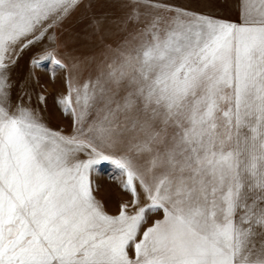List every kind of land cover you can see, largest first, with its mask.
Returning <instances> with one entry per match:
<instances>
[{
	"label": "snow or ice",
	"instance_id": "snow-or-ice-1",
	"mask_svg": "<svg viewBox=\"0 0 264 264\" xmlns=\"http://www.w3.org/2000/svg\"><path fill=\"white\" fill-rule=\"evenodd\" d=\"M82 7L0 0V264H264V0H233L236 21L121 0L123 42L64 62L57 32ZM45 40L26 79L45 61L66 69L69 132L12 78ZM102 162L129 197L115 215L91 179Z\"/></svg>",
	"mask_w": 264,
	"mask_h": 264
},
{
	"label": "rangeland",
	"instance_id": "rangeland-1",
	"mask_svg": "<svg viewBox=\"0 0 264 264\" xmlns=\"http://www.w3.org/2000/svg\"><path fill=\"white\" fill-rule=\"evenodd\" d=\"M87 2L89 0H86ZM170 2L199 12L211 11L222 19L237 20L236 11L232 7L233 0H211L210 8L206 7L208 0H170ZM90 3L91 8L82 7L58 30L59 45L56 47L58 59L67 62V56L71 53L79 57L95 56L99 60L107 46L115 49L125 39L127 33L119 30L115 23L125 11L121 7V0H90ZM93 16L106 18L103 32L95 33L89 27V22ZM46 48L51 50L47 40L30 50H26L19 59L17 66L12 70V78L18 83L23 82L35 93L42 92L47 97V109L44 116L49 126L69 132L71 121L61 115L55 103L56 98L66 90V69L59 68L51 61H45L34 71L35 77L39 79V84L26 79L30 71V60ZM108 55L111 56L112 53H108ZM90 74L93 77L97 74L96 63L82 67L81 82L86 80ZM33 103H35V95H33ZM91 179L96 188L95 195L97 199L103 202L106 211L109 214H118L119 205L129 199L128 195L120 188L122 178L118 175V169L110 162H102L93 172ZM150 223L151 220H149Z\"/></svg>",
	"mask_w": 264,
	"mask_h": 264
}]
</instances>
